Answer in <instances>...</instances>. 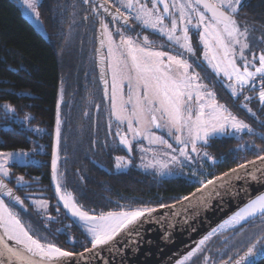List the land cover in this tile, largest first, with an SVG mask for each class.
I'll return each instance as SVG.
<instances>
[{
  "label": "trees",
  "instance_id": "obj_1",
  "mask_svg": "<svg viewBox=\"0 0 264 264\" xmlns=\"http://www.w3.org/2000/svg\"><path fill=\"white\" fill-rule=\"evenodd\" d=\"M94 8L90 4L86 10L78 0H40L37 11L42 34L23 16L15 0H0V102L11 104L17 118L27 117V125L38 129L35 132L8 119L5 122L11 126L0 127V151H25L32 157L25 164H11L10 177L5 181L12 186L22 176L25 182L35 183L25 190L13 189L24 200L23 207L12 200L4 201L26 225H31L33 235L42 240L47 238L74 253L89 248L90 240L66 213L57 215L52 210L48 194L52 191L51 160L60 94L63 100L59 117L63 126L58 171L62 174V185L85 210H95L99 214L119 211L122 206L158 208L182 199L199 187L185 176L157 178L135 168L125 172L112 169V154L124 153L115 136L117 124L111 120L110 108L104 104L106 98L97 73L94 41L97 18L94 14L99 12L93 11ZM237 20L242 28L247 26L250 30V47L245 55L251 59L253 53L264 52V0H243ZM190 35L191 38L196 36L191 31ZM146 36L153 41L152 34L146 32ZM157 41L160 39L154 40L159 47L162 41ZM162 43L168 51L169 44ZM193 43L200 56L196 40ZM237 62H240L238 57ZM196 63L200 66L194 64L195 70L215 93L217 101L254 130L240 136L214 137L204 146L217 161L209 166L208 178H212L256 159L257 152L264 150V105L258 100V86L252 91L246 88L233 97L221 79L201 61ZM244 95L252 99L244 101ZM244 103L255 116L242 107ZM245 145L256 147H241ZM22 192L44 195L28 197ZM33 201H46V215L53 219L46 221L44 210H38ZM260 237H264V224L257 219L255 223L213 236L204 252L188 264H204V255L211 257L208 264L232 262ZM255 264H264V255H260Z\"/></svg>",
  "mask_w": 264,
  "mask_h": 264
},
{
  "label": "snow or ice",
  "instance_id": "obj_2",
  "mask_svg": "<svg viewBox=\"0 0 264 264\" xmlns=\"http://www.w3.org/2000/svg\"><path fill=\"white\" fill-rule=\"evenodd\" d=\"M24 2L38 20L37 0ZM83 2L88 4L89 0ZM242 2L243 0H118V5H111L115 8L114 12L105 7L109 0H103L99 5L111 17V24L120 25L115 27L114 36L109 28V22L102 18L99 21L100 45L101 48L107 47V54L102 55L101 59L107 60V67L111 72L110 97L108 82L104 79L103 72L101 79L105 84V97L111 102V116L117 122L115 136L129 153L132 151V142L142 140L148 141L149 145H160L168 149L169 151L160 153L167 156L168 160L156 161L161 175L170 173V165L183 169L195 163L197 158L200 160L207 158L215 164L216 159L203 150L212 138L222 135L237 136L245 131L247 133L254 131L249 124L238 119L225 105L217 101L215 93L202 82L200 73L195 70V67L200 65L194 61L190 62L185 57V53L189 57L196 55L189 35L190 30H196L199 42L203 45V62L216 77L219 78L223 74L227 80L232 81L225 85L231 90L232 96L236 97L246 88L249 91L256 90L259 77L258 99L260 104L264 105V52L258 57L253 53L251 59L245 55V50L250 47V30L247 26L242 28L237 20ZM121 9H127V12ZM130 20H134L142 29H150L152 33L165 37L169 47L174 45L183 51L162 50L164 44L157 47L146 35L141 41L140 33L135 37L126 35L125 33L131 29ZM97 52L99 53L100 49H97ZM237 57L242 62L240 65L237 64ZM257 59L258 66L255 63ZM125 82L127 98L124 91ZM243 99L250 101L252 97L244 95ZM242 107L253 116L256 115L248 108L247 103L242 104ZM5 108L9 112L15 111L10 105H5ZM60 123L58 104L56 144L51 163L52 181L56 196L64 209L89 238L91 248H85V252L91 253L93 249L109 245L121 233L133 232L142 222V218L150 216L156 209L122 206L119 211L97 214L95 210H85L79 205L73 193L62 185V174L58 172ZM109 127L111 128V123ZM153 129L167 130V135L179 147H173L168 139L163 135H157ZM241 147L251 149L256 146ZM140 151L153 150L141 147ZM16 155L18 154L0 152V194L23 207L24 200L15 195L13 189L5 182L10 176L9 161ZM115 159L117 168H120L122 163H127L124 157L117 156ZM256 172H261L264 177V150L257 152L255 160L240 163L237 168H232L220 176L206 180L198 179L199 187L182 199L189 205L195 202L203 203L205 198L211 196L218 188L230 185L233 180L240 179L242 174L251 175L253 180L257 179ZM191 175L195 178L202 174L193 170ZM17 183L22 185L24 178L18 177ZM33 204L38 206V210H44L42 214L46 216V221L53 219L46 215V201H33ZM167 206L160 205L161 208ZM257 219L264 224V193L250 198L244 207L218 228L212 229L178 264H188L198 254L203 253L213 236L225 229H237L246 223H255ZM0 231L3 233L0 235V264H68L70 258L77 255L48 241L47 238L42 240L39 236L33 235L31 225H26L19 214L2 199ZM6 240L14 242L18 247H10ZM261 250H264V237L257 238L251 243L247 251L235 259L233 264H255L250 258L255 257ZM78 258L84 260L85 253H79ZM210 260V256H203L204 264H208ZM229 260H232V257H229ZM221 264H228V261H221Z\"/></svg>",
  "mask_w": 264,
  "mask_h": 264
},
{
  "label": "water",
  "instance_id": "obj_3",
  "mask_svg": "<svg viewBox=\"0 0 264 264\" xmlns=\"http://www.w3.org/2000/svg\"><path fill=\"white\" fill-rule=\"evenodd\" d=\"M78 1L83 3L86 7L92 4L96 11L100 12L105 19L111 20V17L99 7V5L103 3V0H89L88 4H85L83 0ZM105 7H109L111 12L115 11L109 4L105 5ZM99 21L100 19L98 20L94 36L95 60L100 85L104 90L105 84L101 79V73H104V79L107 80V82L108 75L106 60L101 59V56L105 55V47L101 48L100 45L101 29ZM191 31L192 33H197L196 30ZM97 49H100L99 53ZM60 97L61 94L59 98ZM58 104L59 106L61 104L59 100L57 102V105ZM55 140L56 127L53 144ZM122 149L129 157L132 156V153H129L128 149L123 145ZM258 165L259 161H257V166ZM249 171H251V166H249ZM255 175L257 179L253 180L251 175L242 174L240 179L233 180L230 185L218 188L211 196L206 197L203 203L195 202L189 205L187 201L180 199L169 204L167 207L155 208L156 211L151 213L150 216L142 218V222L138 224L136 229L130 234L121 233V235L116 237L109 245L93 249L91 253L85 252V250L82 251L85 253L86 257L84 260L78 258V254L81 252L76 253L77 255L70 258L68 264H157L194 238L203 234L250 198L264 191V177H262L261 172H256ZM34 184L33 182H24L21 185L16 182L13 188L9 186V184L8 187L17 189L29 187ZM51 185L58 204L62 207L66 215L71 218L70 214L64 209L63 204H61L56 196L55 185L52 181V168ZM14 194L16 195L15 192ZM32 196L40 197L42 195L32 194ZM0 199L10 200L3 194H0ZM172 205H174V207H172ZM0 235H2L1 231ZM89 248H91V245ZM260 255H264V250L258 252V254L250 258V260H254L255 262ZM233 261L228 262V264H233Z\"/></svg>",
  "mask_w": 264,
  "mask_h": 264
},
{
  "label": "rangeland",
  "instance_id": "obj_4",
  "mask_svg": "<svg viewBox=\"0 0 264 264\" xmlns=\"http://www.w3.org/2000/svg\"><path fill=\"white\" fill-rule=\"evenodd\" d=\"M39 1L40 0H37V5H38ZM15 2L20 7V10H21L23 16L34 26L35 30H37L38 32L44 34L43 27H42V24H41L40 20L36 19L35 14L32 12L31 9H29L27 7V5L25 4L24 0H15ZM112 2H116L117 5H118V0H112ZM149 6H151L150 2H149ZM123 10L126 11L127 9H123ZM148 30H150V29H148ZM189 35H190V33H189ZM140 36H141L140 38L142 40L143 36H145V35L141 34ZM195 40H196V47L199 48V51H200V56L196 54V56H197L196 60L201 61L207 67L206 63L203 62V60H202L203 45L199 42V36H198L197 33H196ZM165 42H167L166 38H165ZM160 43L164 44L162 42H160ZM164 46H165V44H164ZM165 47H167V46H165ZM168 47H169V45H168ZM164 49L165 48H163L162 50H164ZM165 51H167V50H165ZM168 51L180 52V49L176 48L173 45V46L169 47ZM261 53H262L261 51L257 52L256 56L258 57ZM105 54H107V47H105ZM185 57H186V55H185ZM193 58H195V56H191L188 59L190 60V59H193ZM241 63H242L241 61L239 63L237 62L238 65H240ZM258 63L259 62H258V59H257V61H256L257 66H258ZM107 73H108V80H109V93L111 95V72H110L109 69H107ZM219 79H221L225 85L232 83V81L227 80V78H225L223 76V74H221ZM202 82H203V80H202ZM257 82H259V77L257 78ZM257 86L259 88L260 84L257 83ZM227 89L230 90L229 88H227ZM125 90L127 91V82H125V84H124V91ZM257 94H258V92H257ZM125 98H127V92L125 94ZM62 100H63V98L60 97L59 98L60 103L62 102ZM5 105H10L13 108V106L11 104H9L8 102H0V127L1 126H6V127L11 126V124H8L7 122H5V119H8V120H11V121H14V122L18 123L23 128H26V129L29 128V129L34 130L35 132H37V130H38L37 128L35 129V128H32V126L27 125L28 118L27 119H25V118H17V116L15 115V111L14 112L7 111V109L5 108ZM111 118H112L111 120L117 124L115 118L112 117V116H111ZM238 119H240V118H238ZM62 126H63V123H60V135H61V131H62ZM121 127L126 128V126H121ZM153 131L157 135H163L165 137V139L169 140V143L173 144V147H177V148L179 147V145H176L175 141L171 137H169L167 135V130H163L162 131L160 129H153ZM244 133H246V131ZM242 134L243 133L237 134V136H240ZM222 136H228V135H222ZM217 137H221V136H217ZM141 147L151 148L153 151L142 152V151H140ZM203 150L207 151V149H205V147L203 148ZM154 151L156 153L155 155H154ZM165 151H169V150L164 148L163 146H160V145H155V144L154 145H149L148 141H146V140L133 141L132 142V151L131 152H132V154H134V156L132 155L131 157H129L125 152H124V154H114L113 153L112 156H111L112 157L111 160H112V164H113L112 169L114 170V172H125L129 168H135V169H138V170H140L142 172H145L147 174H151V175H153V176H155L157 178H168V177H175V176H185V177H188L190 180H192L195 183H197L198 179H205V180L208 179V170H209V166L212 164V162L208 161L207 158H205L204 160H200L199 158H197L195 163H193L191 165H187L183 169H180L179 167H173V166L170 165L169 166L170 169H171L170 173L166 172L164 175H161L160 174L159 164H157L156 161L159 160V161L163 162V161L168 160L167 156L160 155L161 152H165ZM0 152H11V153H14V154H18V155L15 156V158L13 160L9 161L8 167L11 164H13V163L25 164V163H27V162L32 160V157H30V153L25 152V151H19L18 150V151H0ZM24 154H26V155H24ZM117 156L124 157L125 160L127 161V163H122L120 168L116 167V159L115 158ZM142 157H143V159H142ZM61 159H62V157L60 156V161H61ZM149 165H151V166H149ZM103 167L108 169L105 166H103ZM193 170L197 171L198 173H201L202 175L198 176V177H195V178L192 177L191 173H192ZM8 179L9 178H7L6 180H8ZM218 234H220V233H218Z\"/></svg>",
  "mask_w": 264,
  "mask_h": 264
},
{
  "label": "flooded vegetation",
  "instance_id": "obj_5",
  "mask_svg": "<svg viewBox=\"0 0 264 264\" xmlns=\"http://www.w3.org/2000/svg\"><path fill=\"white\" fill-rule=\"evenodd\" d=\"M109 5H117V3L116 2H112V0H109ZM162 6V5H161ZM160 6V7H161ZM85 8H86V10H88L89 9V6L88 7H86L85 6ZM114 8V7H113ZM115 9V8H114ZM122 11H125V10H123V9H121ZM161 10H162V7H161ZM127 11V10H126ZM125 11V12H126ZM93 16V15H92ZM94 16L97 18V23H98V20L99 19H104L105 20V22H109V28H110V30H112L113 31V33H114V36H115V31H114V29H115V27H117V26H120L119 24H117V25H113V24H111L110 23V21L111 20H108V19H105L101 14H100V12L99 13H95L94 14ZM129 23H130V25H131V29L130 30H128L125 34L126 35H131V36H133V37H135L136 36V34L137 33H140V34H144V35H146V32H149V34H152V38L151 39H153V40H159L160 39V41H165V37H160L158 34H154V33H152L151 32V30H148V29H142L141 28V26L140 25H138L134 20H130L129 21ZM97 26V25H96ZM191 31V30H190ZM192 32V31H191ZM194 34H196V33H194ZM191 36V35H190ZM141 37V36H140ZM139 37V39L141 40V38ZM196 37V36H195ZM117 39H118V37H116ZM193 40H195V38H191V41H192V45L194 44L193 43ZM142 41V40H141ZM160 41H157V42H160ZM195 45H196V43H195ZM181 51H183V50H181ZM187 54V53H186ZM106 55V54H105ZM196 56V55H195ZM197 57V56H196ZM196 57L195 58H193V59H190V62H197L198 60H196ZM186 58H189V56L187 55V57ZM203 64V63H202ZM204 66H205V64H203ZM106 66H107V60H106ZM206 67V66H205ZM207 68V67H206ZM107 69H108V67H107ZM208 69V68H207ZM107 75H108V73H107ZM107 87H108V89H109V80H108V84H107ZM126 90H125V94H126ZM103 93H104V90H103ZM109 97H110V93H109ZM106 98V97H105ZM100 100L102 101V95H100ZM105 101H104V104L108 107V108H110V118H111V102H110V99L109 98H106V99H104ZM112 119V118H111ZM56 141V140H55ZM122 147V146H121ZM122 153H124V151H123V149H122ZM17 181H15L13 184H12V186L16 183ZM25 182V181H24ZM34 183V182H33ZM10 186V185H9ZM11 186V187H12ZM31 187H33V186H29V187H25V188H17V190L19 189V190H25V189H27V188H31ZM29 194H31V195H29ZM32 194H39V195H44V193H40V192H22V195H27L28 197L30 196V197H34V196H32ZM48 194H50L51 195V198H50V200H52L51 201V207H52V210L57 214V215H59L60 214V212H64V210L62 209V207L58 204V201H57V199L56 198H54V196L52 195V191H49L48 192ZM41 197V196H40ZM50 200H48V201H50ZM57 209H59V211H57ZM65 213V212H64Z\"/></svg>",
  "mask_w": 264,
  "mask_h": 264
},
{
  "label": "bare ground",
  "instance_id": "obj_6",
  "mask_svg": "<svg viewBox=\"0 0 264 264\" xmlns=\"http://www.w3.org/2000/svg\"><path fill=\"white\" fill-rule=\"evenodd\" d=\"M56 144V141L54 143V145ZM260 193H264V191L260 192ZM258 193V194H260ZM257 194V195H258ZM256 196V195H255ZM254 196V197H255ZM253 197V198H254ZM248 201H246L244 204H242L240 207H238L237 209H235L233 212H231L230 214H228L226 217H224L223 219H221L219 222H217L216 224H214L211 228H209L208 230H206L203 234L199 235L198 237L194 238L193 240H191L190 242H188L187 244H185L183 247H181L180 249H178L177 251L173 252L171 255H169L168 257H166L165 259H163L162 261H160L157 264H178V262L183 259V257L185 255H187V253L189 251H191L192 249H194L196 247V245L198 244L199 240H201L205 235H207L209 232L212 231V229L214 228H218L220 224L224 223L225 220H227L229 217H231L233 214H235V212H237L240 208L244 207L246 205ZM229 230H232L231 228H227L225 229L223 232H227ZM2 233V231H1ZM220 233V234H221ZM3 234V233H2ZM89 239V238H88ZM6 242L9 244V246L11 247H18L14 242L12 241H7ZM101 247V246H100Z\"/></svg>",
  "mask_w": 264,
  "mask_h": 264
},
{
  "label": "crops",
  "instance_id": "obj_7",
  "mask_svg": "<svg viewBox=\"0 0 264 264\" xmlns=\"http://www.w3.org/2000/svg\"><path fill=\"white\" fill-rule=\"evenodd\" d=\"M55 143V142H54ZM54 147H55V145L53 144V150H54ZM52 155H53V152H52ZM58 156H59V159H58V164H57V167H59V162H60V155H59V153H58ZM51 163H52V160H51ZM59 172V171H58ZM59 199V198H58ZM61 204H62V202H61Z\"/></svg>",
  "mask_w": 264,
  "mask_h": 264
},
{
  "label": "clouds",
  "instance_id": "obj_8",
  "mask_svg": "<svg viewBox=\"0 0 264 264\" xmlns=\"http://www.w3.org/2000/svg\"><path fill=\"white\" fill-rule=\"evenodd\" d=\"M61 98H62V95H61ZM61 123H62V120L60 119Z\"/></svg>",
  "mask_w": 264,
  "mask_h": 264
}]
</instances>
